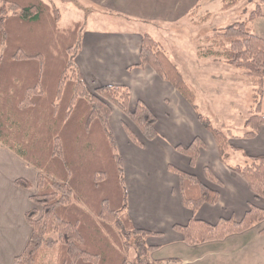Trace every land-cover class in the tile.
<instances>
[{
	"label": "trees",
	"instance_id": "16d2710c",
	"mask_svg": "<svg viewBox=\"0 0 264 264\" xmlns=\"http://www.w3.org/2000/svg\"><path fill=\"white\" fill-rule=\"evenodd\" d=\"M240 2H254L253 9L243 6L241 12L248 14L243 21L215 29L203 38L207 48L202 54L223 59L251 82L255 107L245 121L248 130L243 135L251 139L264 125V40L252 28L254 19L264 17V0H223L221 10H231ZM199 7L197 3L195 8ZM209 17L204 15L200 24ZM60 20L59 9L43 0H0V145L37 171L36 192L30 200L42 210L39 217L34 209L26 213L31 236L13 264H43L49 252L55 254V264H128L129 260L132 264H176V259L152 260L157 248L146 243L152 234L132 227L122 160L108 128L110 105L127 116L147 141L159 137L156 119L143 103L129 112L126 87L88 92L75 64L84 25L75 22L63 28ZM139 65L150 67L188 101L214 139L220 162L226 165L230 132L215 128L197 111L194 95L175 65L147 34L142 36ZM201 148L203 144L196 139L188 148L176 150L193 167ZM168 169L178 177L182 204L192 214L186 226H173L185 244L219 241L264 222V209L251 204L240 222L220 218L212 225L197 219L202 205H217L218 191L192 175ZM229 170L246 183L256 199H264V156L247 157L245 165ZM203 172L209 182L222 187L208 168ZM15 185L32 188L24 179H17ZM259 233L264 235V228Z\"/></svg>",
	"mask_w": 264,
	"mask_h": 264
},
{
	"label": "crops",
	"instance_id": "0c3cea01",
	"mask_svg": "<svg viewBox=\"0 0 264 264\" xmlns=\"http://www.w3.org/2000/svg\"><path fill=\"white\" fill-rule=\"evenodd\" d=\"M85 1L93 11L78 9L89 16L85 23L81 22L84 26L75 64L86 89L93 93L107 86L126 87L130 91L129 112H134L137 104L143 103L156 119L159 137L152 141L144 139L131 120L117 108H111L108 119V128L122 160L128 218L134 229L152 234L146 240L148 246L157 248L151 259H176V264H264V235L259 233L264 222L243 233L195 246L185 244L181 235L173 230L175 225L186 226L192 214L182 204L178 177L169 171V166L218 191L217 205H202L196 213L199 220L212 225L220 218L240 222L249 204L264 209V199H256L246 183L229 170L234 164L245 165L247 157L264 156V125L259 127L254 138L243 137L246 131H242L241 125H244L250 108L243 111L237 102V89H242L244 77L223 59L200 55L201 49L207 46L204 39L192 42L190 53L185 56L174 51V48L178 49L173 46L174 34L180 25L191 27L188 17L196 10V4L200 6L196 16H204L210 13L209 7L215 0ZM261 12L264 16V4ZM109 18L122 21L113 25ZM209 18L200 27L209 24L212 15ZM75 22L79 21L68 25ZM222 27L217 25L211 32ZM252 28L254 34L264 40V17L254 19ZM194 30L191 27V31ZM145 34L151 36L177 66L184 83L194 94L197 111L213 125L220 124L221 128L217 129L230 132L231 149L226 165L220 162L214 139L199 123L188 101L150 67L139 65ZM236 112H239L238 123L232 120ZM261 112L264 115V85ZM126 131L141 147L128 138ZM196 139L203 148L199 149L192 167L190 159L176 148L186 149ZM204 168L221 181V188L206 179ZM36 173L15 153L0 145V264L10 263L28 235L22 212L30 206L26 197L31 189H21L15 181L24 179L32 185L34 181L36 183ZM33 195L35 192L29 197ZM29 202L33 204L31 200Z\"/></svg>",
	"mask_w": 264,
	"mask_h": 264
},
{
	"label": "rangeland",
	"instance_id": "374dc122",
	"mask_svg": "<svg viewBox=\"0 0 264 264\" xmlns=\"http://www.w3.org/2000/svg\"><path fill=\"white\" fill-rule=\"evenodd\" d=\"M45 2L49 3L52 6H56L59 9L61 16H62V19L60 20V25L63 28H66V26L68 24H70L72 21H79V22H83V23L86 22V18L89 16V14H86L84 12L81 13V11L78 10L79 8L81 10H83V9L89 10V12L93 11V8L91 7V5L88 4L85 0H84L85 4L81 0H45ZM222 4H223V0H215L214 3L209 7V11H210L209 14H210V17L212 15V20L205 27H200V26L204 25L203 24L204 22L200 24V20L202 19L203 16L202 15H201L202 17L196 16V14L199 13L200 9L197 8L196 10H194V12L188 18H190L191 27H193V29H195V30L191 31L190 26H181L180 25L177 28L176 33L174 34L176 41H173V46L178 47V49L174 48V51L179 52L181 55L185 56L187 53H190L189 46L192 44V42L197 43L200 40L203 41V37L205 38L207 36H211L212 32H213V31L211 32V30L213 29V27H215L217 25H221V26L225 27V26H228L234 22L243 21L245 19V14H243V12H241V10H242L241 8L243 6H246L248 9H253V6H254V2L250 3V4H242L240 2L237 6H235L231 10L222 11L221 10ZM89 12H87V13H89ZM104 16L105 17H107V16L114 17L112 15H104ZM109 19L112 21L113 25H116L118 22L122 21V20H117V19H112V18H109ZM207 21H205V23ZM181 24H183V22H181ZM206 48L207 47L201 49L200 55L207 56L205 54H202L203 52H205ZM170 57H171V55H170ZM175 67L177 69L176 65H175ZM177 71H178L179 76L182 79V76H181L178 69H177ZM243 79H244V81H243L242 89H237V93H239V96L237 98V102L242 106L243 111H245V109L248 106L250 108L249 112L246 113V116H245L246 118H244L243 123L245 124V121L248 118L250 112H252L254 107H255V102H254L255 100H254V88H253L251 82L246 77H244ZM182 81H183V79H182ZM186 87H187V85H186ZM190 91L192 92V90H190ZM110 107L116 108L114 105H110ZM243 115H245V112L243 113ZM238 116H239V112H236V114L233 115L234 118L232 120L235 123H238V121H239ZM212 125H213V123H212ZM214 125L213 126L215 128H221L220 124H218V125L214 124ZM241 128H243L242 131H244V132L247 131L245 125H241ZM126 134L128 136L127 131H126ZM128 138H129V136H128ZM238 165L239 164H234V167L238 166ZM116 173H117V168H116V165L114 164V174H116ZM34 192H36L35 181L32 184L31 190H29L27 192L28 197H26V200L28 201L30 206L28 207V210H26V211L29 212L30 210H33V209L37 210L39 213L37 217H39L41 215V212H42L41 208L39 206H36V205L31 204L29 202L30 197H32V196L29 197V195L33 194ZM26 211L22 212V217H23V215L25 216V214L27 213ZM23 220H24V223L26 225V229H28V235L22 243L21 250L14 257H12L10 263H7V264H13L14 258L21 254V251L24 249L27 241L29 240V238L31 236V229H30L27 221L25 220V217L23 218ZM21 239H22V237H20V240ZM130 257L131 258L133 257L132 253H131ZM43 264H55V254L52 252H49L44 257ZM128 264H132L131 260L128 261Z\"/></svg>",
	"mask_w": 264,
	"mask_h": 264
}]
</instances>
